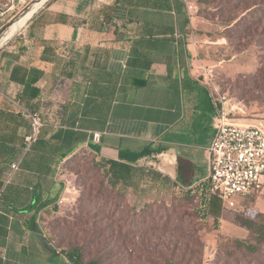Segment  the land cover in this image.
Instances as JSON below:
<instances>
[{
    "label": "crops",
    "instance_id": "1",
    "mask_svg": "<svg viewBox=\"0 0 264 264\" xmlns=\"http://www.w3.org/2000/svg\"><path fill=\"white\" fill-rule=\"evenodd\" d=\"M189 4L188 0H48L0 49V107L38 108L48 102L55 86L66 84L61 134H74L70 144L83 148L93 144L97 152L92 151L102 160L127 161L156 171L154 178L140 181L153 184L154 194L139 188L145 183L136 182L129 196H171L175 190L200 184L209 172L208 147L219 104L200 78V55L212 44L206 34L192 29ZM32 67L41 71L39 79L29 83L38 94L16 102L15 94L28 82L20 72ZM41 110L45 118L60 111L56 104ZM259 122L264 125V119ZM55 131L47 125L42 128L44 137ZM93 132L100 133L97 142ZM24 133L20 127L18 134ZM49 144L41 173L33 171L22 181L39 183L51 206L62 196L64 180L59 165L47 166L63 146L57 140ZM145 147L158 151L136 159ZM250 209L237 211L252 218L264 214V186ZM0 212L8 219L7 234L0 240V264H54L56 258L62 259L43 239L40 226L36 229L29 223L33 211L1 208ZM224 226L231 233H247L231 218Z\"/></svg>",
    "mask_w": 264,
    "mask_h": 264
},
{
    "label": "rangeland",
    "instance_id": "2",
    "mask_svg": "<svg viewBox=\"0 0 264 264\" xmlns=\"http://www.w3.org/2000/svg\"><path fill=\"white\" fill-rule=\"evenodd\" d=\"M31 1L19 3L13 16L0 22V30ZM188 1L192 29L206 34L212 44L200 55V78L219 104L218 113L234 122L258 123L264 119V23L239 31L234 24L245 11L233 8L235 1ZM97 160L84 148L62 169L64 186L54 203L57 208L40 221L41 233L57 251L80 246L83 261L97 258L101 264H163L167 258L190 264H264V245L257 255L245 254L236 244L247 240V233L222 227L240 214L237 210L250 209L259 192L241 198L231 209L217 205L219 217H209L207 223L194 212L189 197L182 199V191L137 199L127 189L121 197L117 189L108 188ZM140 179L145 180L135 181L146 185L139 188L154 194L153 184ZM60 258L54 264H69L63 255Z\"/></svg>",
    "mask_w": 264,
    "mask_h": 264
},
{
    "label": "trees",
    "instance_id": "3",
    "mask_svg": "<svg viewBox=\"0 0 264 264\" xmlns=\"http://www.w3.org/2000/svg\"><path fill=\"white\" fill-rule=\"evenodd\" d=\"M226 1H235L233 8L241 6L242 11H245V13L236 20L234 24V26L240 28L239 31H242L243 29L248 31L252 27H257L261 23H264V0ZM130 13H133V11H130ZM40 73L41 71L34 67L26 72H20V74H22L21 76H24L28 82L26 83L27 86H24L22 92L19 91L15 94L14 100L16 102L21 103L23 98L32 99L38 94V88L30 86L29 83H35L39 79ZM12 74L13 70L11 71L10 76H12ZM66 89H68L66 84L55 86L48 102L40 104V107L38 108H30L26 111H15L10 104L0 107V211L1 208L13 211L14 213L33 211L34 213L32 214L29 223L35 224L36 229H38V225L40 226L43 214L49 210L55 211L57 206L54 202L51 206H48L51 201H47L43 198L39 183L28 184L23 182L22 179L33 171L38 172L41 167H43L42 159L47 150V146L50 145L49 143L50 141L52 142V140L61 141L63 151L59 152L55 161L47 166L49 169L52 167L51 165H59L60 170L62 171L67 163L74 158L76 152L84 149L83 147H80V145L70 144V140L75 138L72 132H66L63 135L61 134V127L64 122L61 112L65 106V99L63 98L62 92H65ZM55 104L60 111H57V114L53 113L52 116L45 118L42 114L41 107L49 109ZM28 113H37L42 122V126L39 129L36 139L29 145L28 149L22 156L18 170L14 171L11 176L8 177L10 163L13 160H16L24 152V137L30 135L32 132L31 119L29 118ZM46 125L56 130L48 137H44L42 133V128ZM20 127L25 128V133L22 136L18 134ZM79 139H82V137L79 136ZM93 146V144H90L87 149L97 157L98 160L95 164L98 168L104 170V178L106 179L108 188L110 187L112 190L117 189V192L121 197L126 194L125 190L127 192V189L134 187L136 184V178L150 180L157 174L151 166H136L130 162L115 159L102 160L104 157L100 156L98 153L96 154L97 151ZM92 150H95L96 152H93ZM157 151L158 150L156 149L145 147L138 152L136 159ZM43 173L46 174L47 172L44 171ZM7 179L8 181H6ZM206 188V182H201L196 186L189 185L182 191V199L189 197L190 200L195 203L194 212L198 214L199 219L207 221L208 223L209 217L214 220L219 217L220 213L216 211L215 208L217 205L221 207L222 205L217 198L207 197ZM256 217L262 219L257 221L255 220ZM256 217L252 218L243 214H235L231 218L234 223L247 230V240L237 242L236 248L238 247L239 250L242 249L243 253L249 255H257L263 251L264 214L259 213ZM7 222L8 219L6 215L0 212V240H2L1 238H4L7 234V231L4 228ZM43 239L51 246V242L45 238V236H43ZM51 247L55 252L56 248L53 246ZM57 252L61 253L70 264H101L97 258L83 261V251L80 246H71L66 250L60 249ZM163 264H190V262H181L179 259L167 258Z\"/></svg>",
    "mask_w": 264,
    "mask_h": 264
},
{
    "label": "built area",
    "instance_id": "4",
    "mask_svg": "<svg viewBox=\"0 0 264 264\" xmlns=\"http://www.w3.org/2000/svg\"><path fill=\"white\" fill-rule=\"evenodd\" d=\"M23 0H0V22L13 16ZM32 132L24 137V150L36 139L42 122L37 113H28ZM214 135L208 147L207 197L217 198L222 208L237 206L238 198L261 191L264 186V125L261 122L240 123L217 114ZM100 133L93 132L94 142ZM10 163L9 176L19 167ZM8 181V179L6 180Z\"/></svg>",
    "mask_w": 264,
    "mask_h": 264
},
{
    "label": "water",
    "instance_id": "5",
    "mask_svg": "<svg viewBox=\"0 0 264 264\" xmlns=\"http://www.w3.org/2000/svg\"><path fill=\"white\" fill-rule=\"evenodd\" d=\"M48 0H32L27 6H25L16 16H14L6 26H4L1 30H0V49L13 37L12 34L9 37H6V32L8 31L9 27L15 23L17 20H19L21 17H23L24 15H26L27 12H29L31 10L32 7H34L35 5H38L37 8L31 13V15L24 21V23L22 24L25 25L27 23V21L33 16L34 13H36L42 6L44 3H46ZM20 26L16 32H18L20 30V28L22 27Z\"/></svg>",
    "mask_w": 264,
    "mask_h": 264
},
{
    "label": "bare ground",
    "instance_id": "6",
    "mask_svg": "<svg viewBox=\"0 0 264 264\" xmlns=\"http://www.w3.org/2000/svg\"><path fill=\"white\" fill-rule=\"evenodd\" d=\"M38 5H35L34 7L31 8V10L29 12L26 13V15H24L23 17H21L19 20H17L15 23H13L8 31L6 32V37L11 36L12 34H14L16 32V30L22 26V24L24 23V21L31 15V13L37 8Z\"/></svg>",
    "mask_w": 264,
    "mask_h": 264
}]
</instances>
